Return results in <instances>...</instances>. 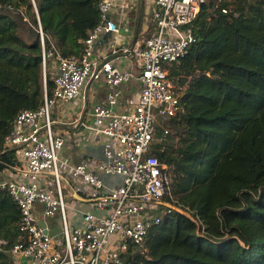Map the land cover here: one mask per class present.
<instances>
[{
    "label": "trees",
    "instance_id": "trees-1",
    "mask_svg": "<svg viewBox=\"0 0 264 264\" xmlns=\"http://www.w3.org/2000/svg\"><path fill=\"white\" fill-rule=\"evenodd\" d=\"M99 2L0 0V173L18 163L5 148L16 116L53 93L43 48L80 59L100 22ZM192 27L188 52L165 64L181 111L153 141L170 176L160 204L171 212L126 259L264 264V0H206ZM21 226L18 203L0 188V264H16L10 250L28 237Z\"/></svg>",
    "mask_w": 264,
    "mask_h": 264
},
{
    "label": "built area",
    "instance_id": "built-area-1",
    "mask_svg": "<svg viewBox=\"0 0 264 264\" xmlns=\"http://www.w3.org/2000/svg\"><path fill=\"white\" fill-rule=\"evenodd\" d=\"M155 2L156 30L144 45H119L120 24L110 18L119 0H100V22L87 37L80 59L62 56L55 47L43 48L44 76L49 66L53 93L45 91L39 108L22 110L5 139V148L16 150L18 163L0 188L18 203L21 229L28 236L10 250L16 264H24L28 256L29 264H134L126 259L131 244H143L163 214L171 212L169 202L160 204L170 194L167 165L153 151L158 128L168 133L165 122L181 111L175 81L168 77L165 64L180 59L196 41L192 23L206 0ZM39 32L44 43L41 27ZM106 35L114 36L111 50L96 56L95 44ZM120 55L137 59L139 71L120 68L115 63ZM101 79L107 94L90 107L93 121L84 122L102 146L101 155L88 154L64 170L59 151L66 139L54 131L52 114L56 107L79 98L88 111L84 89ZM133 83L139 86L137 97L118 111ZM71 180L93 210H71L62 186ZM39 206L46 226L38 217ZM57 213L61 228L54 230L46 219ZM3 244L0 239V250Z\"/></svg>",
    "mask_w": 264,
    "mask_h": 264
},
{
    "label": "crops",
    "instance_id": "crops-1",
    "mask_svg": "<svg viewBox=\"0 0 264 264\" xmlns=\"http://www.w3.org/2000/svg\"><path fill=\"white\" fill-rule=\"evenodd\" d=\"M119 5L114 7L110 12V18L120 24L119 45L124 47H132L134 45H144L148 37L156 30V20L154 12L156 10L155 0H119ZM114 36L106 35L95 44V55L102 57L111 50ZM120 68H131L138 72L139 62L133 56L120 55L115 60ZM138 84L133 83L129 86L124 95L122 103L117 106V110L121 111L127 107V104L134 101L137 97ZM107 85L104 79L89 83L84 89L87 92L89 110L82 109L80 98L69 106L56 107L53 114L58 127L57 133L63 135L66 139L64 146L59 151V157L64 170L67 166L80 162L88 154L99 158L101 155V145L92 139L93 134L90 130L85 129L84 122H92L93 117L90 107L102 99L107 94ZM84 111H86L84 113ZM11 171L0 173V183L11 178ZM15 177H18L15 175ZM47 177V176H46ZM49 182V179H48ZM110 183V181H108ZM67 189V200L73 209L93 210V204L82 197L81 192L76 187L75 181H69ZM79 193V195L77 194ZM40 220L44 219L41 207L37 209ZM56 215L52 216L47 222L50 226L57 230ZM60 217V216H59ZM53 230V231H54Z\"/></svg>",
    "mask_w": 264,
    "mask_h": 264
},
{
    "label": "rangeland",
    "instance_id": "rangeland-1",
    "mask_svg": "<svg viewBox=\"0 0 264 264\" xmlns=\"http://www.w3.org/2000/svg\"><path fill=\"white\" fill-rule=\"evenodd\" d=\"M52 117L54 118V114H52ZM53 129H54V131L56 132L57 131V129H58V127H57V125L54 123V126H53ZM60 166H62V164L60 165ZM63 168V167H62ZM72 182H73V180H71ZM66 185H68L67 183L65 184V182L64 183H62V186H63V191H64V194H66L67 193V187H66ZM60 214L59 213H57L56 214V217L55 218H57V224H56V227L59 229V228H61V220H60ZM52 217L51 216H49L48 217V219H49V221H51L50 219H51Z\"/></svg>",
    "mask_w": 264,
    "mask_h": 264
},
{
    "label": "water",
    "instance_id": "water-1",
    "mask_svg": "<svg viewBox=\"0 0 264 264\" xmlns=\"http://www.w3.org/2000/svg\"><path fill=\"white\" fill-rule=\"evenodd\" d=\"M108 36H109V35H108ZM41 223H42L44 226H46V221H45L44 219L41 220ZM30 258H31V256L25 257V258H24V264H29Z\"/></svg>",
    "mask_w": 264,
    "mask_h": 264
}]
</instances>
